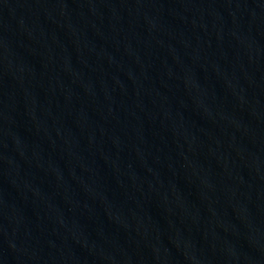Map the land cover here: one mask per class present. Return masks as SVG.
Instances as JSON below:
<instances>
[{
    "label": "water",
    "instance_id": "95a60500",
    "mask_svg": "<svg viewBox=\"0 0 264 264\" xmlns=\"http://www.w3.org/2000/svg\"><path fill=\"white\" fill-rule=\"evenodd\" d=\"M0 264H264V0H90L1 193Z\"/></svg>",
    "mask_w": 264,
    "mask_h": 264
}]
</instances>
